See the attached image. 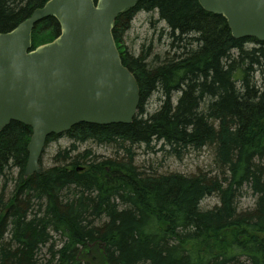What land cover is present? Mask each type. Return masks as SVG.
Returning a JSON list of instances; mask_svg holds the SVG:
<instances>
[{
    "label": "trees",
    "instance_id": "obj_1",
    "mask_svg": "<svg viewBox=\"0 0 264 264\" xmlns=\"http://www.w3.org/2000/svg\"><path fill=\"white\" fill-rule=\"evenodd\" d=\"M47 1L0 0V32ZM141 11L165 22V52L126 46ZM59 33L55 17L43 19L32 49ZM113 34L141 90L131 123L74 125L60 135L71 143L55 165L27 177L31 127L0 130V173L19 170L11 196L0 197V264H264V42L235 38L199 0H141L119 14ZM154 93L160 105L149 113ZM87 142L112 155L80 151ZM142 146L178 158L210 148L218 173H156L136 164ZM245 186L256 200L241 209ZM209 196L219 202L202 207Z\"/></svg>",
    "mask_w": 264,
    "mask_h": 264
},
{
    "label": "water",
    "instance_id": "obj_2",
    "mask_svg": "<svg viewBox=\"0 0 264 264\" xmlns=\"http://www.w3.org/2000/svg\"><path fill=\"white\" fill-rule=\"evenodd\" d=\"M141 0H48L0 32V130L18 121L32 129L25 176L41 172L47 138L79 123H131L141 101L113 30ZM222 15L235 38L264 42V0H199ZM55 17L60 33L32 49L35 25Z\"/></svg>",
    "mask_w": 264,
    "mask_h": 264
},
{
    "label": "rangeland",
    "instance_id": "obj_3",
    "mask_svg": "<svg viewBox=\"0 0 264 264\" xmlns=\"http://www.w3.org/2000/svg\"><path fill=\"white\" fill-rule=\"evenodd\" d=\"M169 29L166 27L164 21L160 20L157 13H148L145 11L139 12L132 22L131 28L126 32L124 37L125 44L129 51L138 54L141 47L147 48L151 45L152 54L163 53L169 47L170 39L168 37ZM158 94L154 93L147 104V111L149 113L155 111L159 105ZM71 140L67 136H59L57 139L51 140L45 147L43 156L41 158L42 169H50L53 167L55 160L53 159L56 153L68 147ZM159 146L156 147L158 149ZM86 148H91L98 156H111L112 148L110 146L100 145L95 142H87L79 145V150L83 151ZM137 165L147 166L159 174H166L169 172H182L185 174H194L199 171L217 174L218 170L214 165L213 150L210 148H203L199 151L189 150L182 158L171 156L166 151H158L155 149L142 146L137 150L135 158ZM19 173L17 168H10L6 175L0 173V197L3 194L4 199H8L14 188V177ZM13 177V179L11 178ZM256 196L253 192L245 186L242 190V195L238 199V204L241 209L252 208L255 204ZM219 202L217 196H209L202 202V207L212 208ZM43 254L48 252V248L43 249Z\"/></svg>",
    "mask_w": 264,
    "mask_h": 264
},
{
    "label": "bare ground",
    "instance_id": "obj_4",
    "mask_svg": "<svg viewBox=\"0 0 264 264\" xmlns=\"http://www.w3.org/2000/svg\"><path fill=\"white\" fill-rule=\"evenodd\" d=\"M42 171V170H41ZM41 173V172H40Z\"/></svg>",
    "mask_w": 264,
    "mask_h": 264
}]
</instances>
